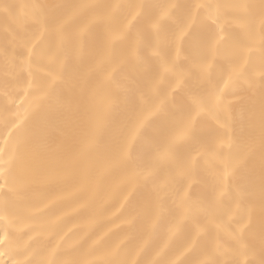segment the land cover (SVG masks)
Here are the masks:
<instances>
[{
  "label": "snow or ice",
  "instance_id": "obj_1",
  "mask_svg": "<svg viewBox=\"0 0 264 264\" xmlns=\"http://www.w3.org/2000/svg\"><path fill=\"white\" fill-rule=\"evenodd\" d=\"M0 264H264V0H0Z\"/></svg>",
  "mask_w": 264,
  "mask_h": 264
},
{
  "label": "bare ground",
  "instance_id": "obj_2",
  "mask_svg": "<svg viewBox=\"0 0 264 264\" xmlns=\"http://www.w3.org/2000/svg\"><path fill=\"white\" fill-rule=\"evenodd\" d=\"M13 2H29V0H13ZM31 2H35V0H31ZM41 2H45V3H63L65 2V0H41ZM3 97L0 96V109L3 108Z\"/></svg>",
  "mask_w": 264,
  "mask_h": 264
}]
</instances>
